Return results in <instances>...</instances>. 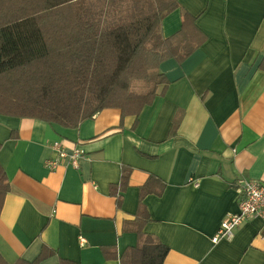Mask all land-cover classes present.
Wrapping results in <instances>:
<instances>
[{
    "label": "crops",
    "instance_id": "crops-1",
    "mask_svg": "<svg viewBox=\"0 0 264 264\" xmlns=\"http://www.w3.org/2000/svg\"><path fill=\"white\" fill-rule=\"evenodd\" d=\"M177 2L161 21L162 37L180 29L186 11L207 39L181 64L159 65L165 93L159 85L134 130L135 117L121 121L117 109L77 129L0 115L9 184L0 254L7 263L31 262L45 248L51 254L40 264H120L141 230L168 247L163 264H264L260 219L211 243L225 216L238 212L236 182L264 181V0ZM54 142L84 151L77 168L45 166ZM122 166L131 172L117 206ZM149 175L165 188L144 198L150 221L140 227L138 189Z\"/></svg>",
    "mask_w": 264,
    "mask_h": 264
},
{
    "label": "trees",
    "instance_id": "trees-1",
    "mask_svg": "<svg viewBox=\"0 0 264 264\" xmlns=\"http://www.w3.org/2000/svg\"><path fill=\"white\" fill-rule=\"evenodd\" d=\"M178 8L177 0H0V115L77 129L101 111L117 109L121 121L135 117L134 130L160 84L159 94L165 93L159 65L169 59L181 64L207 39L186 11L180 29L162 37V19ZM136 82L152 85L134 92ZM130 172L121 167L117 206ZM164 188L152 175L139 187L140 227L150 221L144 198L159 196ZM8 191L0 165V212ZM50 254L42 248L33 261L13 264H40ZM167 254V246L139 230L136 245L123 252L120 264H163ZM0 264H9L1 254Z\"/></svg>",
    "mask_w": 264,
    "mask_h": 264
},
{
    "label": "built area",
    "instance_id": "built-area-1",
    "mask_svg": "<svg viewBox=\"0 0 264 264\" xmlns=\"http://www.w3.org/2000/svg\"><path fill=\"white\" fill-rule=\"evenodd\" d=\"M52 149L55 156L45 161V166L53 170L61 162H67L71 167L77 168L78 163L85 153L79 147L72 151H67L59 142L52 143ZM194 187H198L196 181L190 179ZM238 193V212L227 214L223 219L219 229L211 238V243L215 244L221 240H231L234 237V231L244 222L252 219H260L264 222V181H252L241 178L236 182ZM80 243L84 239L79 238Z\"/></svg>",
    "mask_w": 264,
    "mask_h": 264
},
{
    "label": "rangeland",
    "instance_id": "rangeland-1",
    "mask_svg": "<svg viewBox=\"0 0 264 264\" xmlns=\"http://www.w3.org/2000/svg\"><path fill=\"white\" fill-rule=\"evenodd\" d=\"M152 75H155V72L151 73ZM152 85V83H145V82H136L132 84V90L134 92H140L142 90H146L148 89L150 86ZM161 85V84H160Z\"/></svg>",
    "mask_w": 264,
    "mask_h": 264
}]
</instances>
